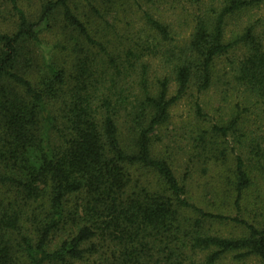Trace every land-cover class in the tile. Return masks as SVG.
Listing matches in <instances>:
<instances>
[{"label": "trees", "instance_id": "1", "mask_svg": "<svg viewBox=\"0 0 264 264\" xmlns=\"http://www.w3.org/2000/svg\"><path fill=\"white\" fill-rule=\"evenodd\" d=\"M21 1L0 0V264H264V0Z\"/></svg>", "mask_w": 264, "mask_h": 264}, {"label": "rangeland", "instance_id": "2", "mask_svg": "<svg viewBox=\"0 0 264 264\" xmlns=\"http://www.w3.org/2000/svg\"><path fill=\"white\" fill-rule=\"evenodd\" d=\"M38 1L39 0H22L21 4L27 11L34 14V11L37 9V6H38ZM261 12L263 13L264 9L263 10L261 9ZM42 28H43V26L41 27V29ZM42 37H43V39H45L48 42H52L55 38H60V40L64 39L63 34L59 30H58V34H56V33L50 34V33L43 32ZM47 47H49V46H47ZM35 50H36V54L38 55L39 61L42 60L43 55L44 56L46 55L47 57H49L50 53L43 51L41 47L36 46ZM186 112H187V106H186L185 101H183L179 104L178 107H176L175 111H173L172 120L177 121L178 119H180L181 116H184L186 114ZM236 230H238V229H235L234 231H236ZM224 231H226V230H224ZM225 233H227V232H225Z\"/></svg>", "mask_w": 264, "mask_h": 264}]
</instances>
